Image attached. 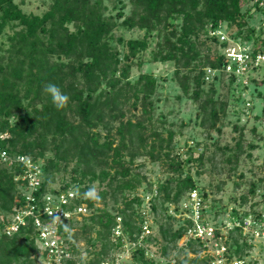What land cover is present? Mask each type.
<instances>
[{"label":"trees","instance_id":"trees-1","mask_svg":"<svg viewBox=\"0 0 264 264\" xmlns=\"http://www.w3.org/2000/svg\"><path fill=\"white\" fill-rule=\"evenodd\" d=\"M114 1L122 4L128 1L133 5L132 12L124 17L122 25L146 30L143 39H129L126 42L128 53L122 59L129 60L138 52L146 50L149 47L148 33L158 31L162 41L158 43V51L154 54L155 61L175 62V78L185 93L190 92L193 79L192 97L199 102L203 112L201 123L208 121L209 126L215 128L221 114L226 112L227 103L222 101L218 106V99L214 96L216 81L210 83L208 91L205 89L204 68H223L226 57L219 52L210 55L208 47V52L202 59L201 47L206 42L200 39V33H207L210 24L217 27L220 23L227 22L230 27H238L232 37L243 35L245 39L261 42L264 47V39H260L264 28L256 36L255 27L247 25L242 0ZM105 9L104 0H53L50 8L40 15L26 13L16 0H0V34L12 22L17 21V25L21 26V29L8 36V48L0 45V130L11 134L8 144L4 145L12 154H29L45 160L42 192L56 191L52 185L57 180V174L62 170L67 171L74 161L73 171L81 169V177H72L70 182L64 181L60 189L74 188L82 195L88 193L84 201L91 207H94V200L89 193L94 189L93 183L96 180L109 179L107 184L110 186L119 180L113 190L114 196L126 189L132 191L137 188L139 180L136 181V177L129 178L132 169L127 166L124 158L129 154V162H133L149 144L146 119L150 122L152 118L151 96L155 93L157 84L156 78L150 73L141 74L133 82L130 80V64L120 66V53L112 47L110 40L118 25L117 20L124 16V12L106 15ZM174 20L181 21L175 23ZM208 40L216 45L226 44L220 43L215 36ZM189 68L197 71L193 78L190 72H183ZM233 78L232 82L235 80ZM48 83L56 84L70 97L65 108L58 110L53 105L51 96L43 91ZM129 102L134 108L141 106L142 119H124V106ZM118 119L117 145L114 144L116 139L109 133L101 140V133L94 129L103 125L110 131L112 122ZM151 136L155 139L149 144V157L158 160L164 156L168 170L177 174L169 179L167 185L160 186L159 190L166 191L168 201L179 202L187 192L198 188L190 172L184 175L185 164L197 160L202 164L203 155L197 158L190 155L186 163L176 160L178 156L171 157L169 151L174 141L172 131L167 138L156 130ZM237 145L236 156L242 150L241 143L238 142ZM165 149L168 151L163 153ZM48 151L52 152V156L46 158ZM112 167L115 168V173H111ZM174 181L177 190L170 197L169 184ZM256 184H252L249 190L251 193L256 192ZM16 189L13 172L0 164V231L4 230L8 222L7 214L4 217L1 214L11 212L16 205ZM106 193V190L101 192L102 195ZM203 196L206 198L207 194L203 193ZM245 199L246 195H243L242 202ZM124 205L116 214L103 209L90 216L91 223L101 228L98 236L101 249H95L88 260L82 258V264H102L112 246L122 244L120 241L115 244L111 238L118 216L123 217L124 233L131 240L141 233L142 221L139 223L138 218L142 217V199L137 195L127 196ZM156 211L157 205L152 204L153 214ZM166 213L168 222L160 224L163 254L175 247L177 259L180 253L186 251V264H210L211 257L200 254L204 248L200 240L190 237L184 246H178V241L186 235L191 221L186 220L185 224L174 228L171 221L176 220V216L168 210ZM87 226L92 225H84ZM33 230L30 226L11 236L0 234V264L36 263L38 246L29 237ZM65 230L70 232V228ZM238 230L231 231V234ZM71 236H77V231H71ZM230 247L234 258L243 257L246 249L250 248L238 237L234 238ZM134 254L138 259H146L142 248L134 250ZM145 262L150 263L148 259ZM170 264L173 263L170 261Z\"/></svg>","mask_w":264,"mask_h":264},{"label":"rangeland","instance_id":"rangeland-1","mask_svg":"<svg viewBox=\"0 0 264 264\" xmlns=\"http://www.w3.org/2000/svg\"><path fill=\"white\" fill-rule=\"evenodd\" d=\"M52 1L16 0L26 13L40 15L50 8ZM104 5L106 6V15H117L121 11L124 12V16L117 20L118 25L113 30V37L110 40L112 47L120 53L122 59L124 54L128 53L126 42L129 39H143L146 35V30L138 27L128 28L121 24L124 17L132 12L133 5L130 2L125 1L122 4L114 0H104ZM241 5L245 13L244 21H248V26L255 27L257 36L260 29L264 28V0H242ZM174 21L175 23H180L181 20ZM17 24V21L12 22L0 34V45L5 48L9 47L8 36L12 35L14 31L21 29V26ZM237 31L238 27L236 25L230 27L227 22H223L220 28L221 33L213 35L210 25H208L207 33L203 31L200 33V39L206 42L201 47L202 59L208 52V47H210L209 52L212 56L217 52L226 55L227 48L230 46L237 47L238 43L248 45L251 49L255 48V46L263 48L261 42L255 39H245L243 35L238 38L232 37V34ZM222 35L226 36V40H221L220 37ZM214 36L219 39L220 43L226 44L216 45L211 40H208ZM119 39H123V41L121 42ZM260 39H264V34L261 35ZM161 41L162 36L158 34V31L148 33L149 47L138 52L136 56L131 57L129 60L122 59L120 64V66L130 64L129 74L130 80L133 82L141 74L145 73H150L156 78V90L151 96L153 103L152 118L150 122L146 119L148 143L150 144L155 139L151 136L153 131L161 132L165 138L172 131L174 133V141L172 148L170 147L169 149L171 157L178 156L179 158L177 157L176 160L185 162L190 155L195 158L203 155L202 164L198 160L185 164L184 175L190 172L198 184L197 190L205 193V195L207 194L205 198L207 210L204 213V218L211 225L218 226L224 237L219 239V245L215 244L214 238L210 239L206 251L203 250L202 253L206 252L210 257L212 256V262L215 259L214 255H216L218 247L225 245V242H227L228 246H231L236 237L239 240L244 238L250 246L244 253V255H248L246 260L252 264H264V241L262 237L256 236L253 229L245 230V236L240 235L239 231L231 235V232H227L229 230L227 223L231 221L233 216L241 217L243 215L244 217H249V215H252V217H257L264 214V63L258 68L249 69L238 77L222 70H218L215 78L211 76L207 80L204 77L206 81L204 87L207 91L210 83L216 81V93L214 96L218 99V106H220L222 101L227 103L226 112L221 114L216 127L211 128L208 121L205 124L201 123L203 112H201L199 102L192 97L194 89L193 79L190 92L185 93L175 78V62L155 61L154 54L158 51V43ZM208 67L210 66L204 68L205 72H207ZM183 72H190L192 78L197 73L196 70L193 71L191 68L183 70ZM118 74L119 72H117ZM232 77L235 79L233 82L231 80ZM228 82H230V85H228ZM132 101L133 99L130 102ZM130 102L124 106L126 115L124 119L131 118L134 121L142 119L143 111L141 106L138 109L134 108ZM119 123V119L112 122L110 131L104 128L103 125L94 130L101 133V140H104L109 133L112 138L116 139L114 144L117 145L119 137L116 134V127ZM236 125L238 128H235ZM238 142L241 143L242 150L236 156ZM149 144H147L146 148H143V154L135 157L133 162H129V154H126L124 158L127 166L132 169V175L129 178L133 179L136 177V181L139 180L135 190L126 189L124 192H119L114 196L113 190L119 180L115 181L112 186L107 184L109 179L96 180L93 183L95 190V194L92 195L94 207H92L90 214L78 217L72 223L75 228L73 231H77V236H70L66 244V247H71V261L75 264H82V258L88 260L92 257L95 249H101V243L98 239L101 228L99 225L91 223L90 216L95 211L98 213L103 209L116 214L125 207V198L135 195L142 199L140 209L142 217L138 218L139 223L144 221L143 223L141 222L142 227L146 224L150 225L151 228V234L141 241V244L145 246V257L150 263H146V259L135 257L134 249L136 245L132 244L133 241L126 234L118 240H114L113 236H111L115 244L119 241L122 244L116 247L113 245L104 260L109 264H170L173 258L175 259L172 262L173 264H186L188 262L184 260L186 251L180 253L178 259L176 258L177 249L175 247H172L167 254H163L160 224L168 222L166 210L169 213H173L174 209L178 213H182V215L184 213V215L181 218L176 217L179 221L177 219L171 221L173 227L178 228L181 224H185V213L192 209L191 199L186 193L179 202L168 201L165 197L166 191L159 190L160 186L167 185L169 179L176 177L177 174L168 170L167 160L164 156L158 160H152L149 157L147 152ZM165 151L168 150H163V153ZM50 156H52V152L48 151L46 158ZM74 164L75 162L73 161L68 166L67 171L62 170L57 174V180L52 185L53 188H59L64 181H72V177H77L78 179L81 177V169L73 171ZM107 169H109L108 166ZM110 171L115 173L116 170L112 167ZM253 183H257L255 193L249 191ZM169 185L170 197H173L177 190V184L174 181ZM103 190L107 191L104 195L101 194ZM243 195H246V199L242 202ZM87 197L88 193L84 195V198ZM152 204L157 205V211L154 214L152 212ZM186 207L189 209L185 210ZM234 209L239 212V215L235 214ZM246 212L248 213L244 214ZM10 213L4 212L1 216L4 217V214H7V218H9ZM261 223L264 227V219ZM85 224L92 226L84 227ZM189 236V234L184 235L178 241V246H184ZM202 253L200 251V254ZM190 255L193 254L191 253ZM45 261L46 259H40L34 264H45Z\"/></svg>","mask_w":264,"mask_h":264},{"label":"built area","instance_id":"built-area-1","mask_svg":"<svg viewBox=\"0 0 264 264\" xmlns=\"http://www.w3.org/2000/svg\"><path fill=\"white\" fill-rule=\"evenodd\" d=\"M213 35L219 34L221 23L217 27L210 24ZM221 40H226V36L222 35ZM238 46H230L226 52V64L223 68L208 67L205 78L208 80L211 76L215 78L218 70L229 72L232 76H240L249 69L258 68L264 63V47L251 49L248 45L238 43ZM213 78V79H214ZM11 137L10 132L0 130V164L10 168L14 174V180L17 183L15 191L16 205L10 213L8 222L1 233L13 235L22 230V228L33 227V231L29 234L31 240H34L38 246L39 252L37 259H46L45 264H71V247H66L68 239L71 236V231L75 228L72 223L76 218L87 216L90 214L92 207L84 201V195L80 194L76 189L69 188L62 190L59 188L56 191L48 190L42 192V185L44 181L43 169L45 160L43 158H36L29 154H12L4 143L8 144V139ZM191 199L192 209L187 211L184 220H190L188 224L187 234L189 238L200 240L204 245L201 253L206 251L208 241L215 239V244L219 245V239H223L224 235L218 226L211 225L205 218L204 213L207 210L205 197L203 192L197 189L187 192ZM189 209L188 207L185 210ZM176 217H180L182 213H178L176 209L173 210ZM144 214H146L144 212ZM264 214L257 217L248 216H233L230 222L227 223L228 233L239 229L240 235H246L245 230L253 229L256 236L262 237L264 241ZM123 217H117V224L113 228L112 236L114 240L122 238L125 233L123 230ZM144 221H142L143 223ZM141 223V227H142ZM70 228V232L65 229ZM256 229V230H255ZM217 230L219 233L217 234ZM147 231V232H146ZM237 232V231H235ZM146 233V235H145ZM151 234L150 225L144 224L141 233L136 239H133L135 249L145 246L141 244L147 236ZM231 235V233H230ZM241 241L247 242L244 238ZM231 247L222 245L217 248L216 255L210 264H249L246 256L236 257L232 256ZM208 253L204 252L202 255ZM209 255V254H208ZM212 259V256H211ZM210 259V261H211ZM37 260V262H38ZM175 259L171 262H173ZM36 262V263H37ZM102 264H109L105 260Z\"/></svg>","mask_w":264,"mask_h":264},{"label":"clouds","instance_id":"clouds-1","mask_svg":"<svg viewBox=\"0 0 264 264\" xmlns=\"http://www.w3.org/2000/svg\"><path fill=\"white\" fill-rule=\"evenodd\" d=\"M44 92L48 93L51 96L53 105L58 109L61 110L65 108L70 100V97L63 93L59 86L53 83H48L45 85ZM95 190H90L89 195H94Z\"/></svg>","mask_w":264,"mask_h":264}]
</instances>
